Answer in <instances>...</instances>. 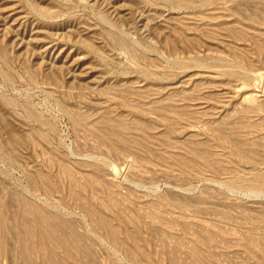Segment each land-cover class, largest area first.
<instances>
[{
	"label": "rangeland",
	"instance_id": "1",
	"mask_svg": "<svg viewBox=\"0 0 264 264\" xmlns=\"http://www.w3.org/2000/svg\"><path fill=\"white\" fill-rule=\"evenodd\" d=\"M259 47L264 0H0V264H264Z\"/></svg>",
	"mask_w": 264,
	"mask_h": 264
},
{
	"label": "bare ground",
	"instance_id": "2",
	"mask_svg": "<svg viewBox=\"0 0 264 264\" xmlns=\"http://www.w3.org/2000/svg\"><path fill=\"white\" fill-rule=\"evenodd\" d=\"M261 51L264 52V48L263 47H259ZM117 230L115 228H112L110 231H109V236L114 239L117 235Z\"/></svg>",
	"mask_w": 264,
	"mask_h": 264
}]
</instances>
